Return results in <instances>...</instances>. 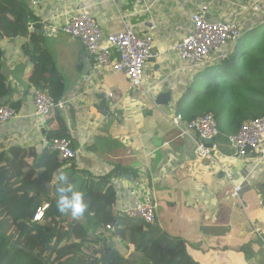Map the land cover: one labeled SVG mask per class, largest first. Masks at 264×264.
Listing matches in <instances>:
<instances>
[{"label": "crops", "instance_id": "1", "mask_svg": "<svg viewBox=\"0 0 264 264\" xmlns=\"http://www.w3.org/2000/svg\"><path fill=\"white\" fill-rule=\"evenodd\" d=\"M24 1L37 20L30 23L31 31L38 28L41 45L64 79L63 99H71L73 104L67 110H55L48 118L37 117L35 88L28 82V58L22 52L30 38H4L0 43L3 72L12 86L8 100L18 116L0 126V152L21 147L28 164L34 165L52 153L50 135L64 127L79 155L66 164L57 160L62 170L75 168L78 184L89 176L116 173L111 184L120 212L143 199L141 180L147 179L158 205L157 225L171 238L184 240L198 264H264V161L254 154L248 160L230 159L226 141H221L225 158L220 163L233 165L234 184L242 183L245 174L254 170L240 200H233V184L221 168L210 160H197L192 138L180 137L169 119L177 96L198 74L177 72L180 62L169 52L186 37L197 4L211 5V21L238 16L243 33L263 22L264 0H40L37 6L32 0ZM84 4L95 5L93 17L105 36L126 28L144 34L157 26L152 32L153 50L159 57L154 61L156 72L150 76L155 81L146 77L147 86L157 85V96L171 92V105L158 106L156 99L140 90L132 93L123 74L94 78L93 58L82 44L61 30L50 29L62 26L68 14ZM43 171L35 170L36 174ZM71 220L74 218L68 215ZM112 241L126 259L136 251L115 236Z\"/></svg>", "mask_w": 264, "mask_h": 264}, {"label": "trees", "instance_id": "2", "mask_svg": "<svg viewBox=\"0 0 264 264\" xmlns=\"http://www.w3.org/2000/svg\"><path fill=\"white\" fill-rule=\"evenodd\" d=\"M33 21L37 20L24 0H0V43L4 38H30L22 47L28 58V82L35 89H48L58 101L65 96V82L41 45L38 28L31 31ZM233 46L225 58L198 72L172 105L186 122L212 115L226 136L236 135L244 123L264 118V20L244 31ZM2 57L0 46V107L14 108L8 100L12 86L3 72ZM50 136L69 139L64 127ZM36 169L44 171L36 174ZM61 172L85 194L88 208L81 219L68 221V215L57 210L56 177ZM115 175L89 176L78 184L75 168L62 170L54 153L29 165L23 148L1 151L0 264H132L113 244L114 236L153 264H198L184 240L115 208L111 184ZM45 207L41 221H36ZM11 242L24 250L11 248Z\"/></svg>", "mask_w": 264, "mask_h": 264}, {"label": "built area", "instance_id": "3", "mask_svg": "<svg viewBox=\"0 0 264 264\" xmlns=\"http://www.w3.org/2000/svg\"><path fill=\"white\" fill-rule=\"evenodd\" d=\"M30 3L37 6L40 0H32ZM94 7V4L79 6L72 10L73 14H68L62 26H50V29L61 30L82 44L93 58L92 75L94 78L103 80L105 76L123 74L129 80L131 91L141 89L144 94L155 100L156 92L160 91L157 85L147 86L145 72L147 64L159 57V54L153 50L152 32L157 30V26L152 25L149 32L144 34H138L126 28L121 33L105 36L101 26L93 17ZM210 10V4L198 3L196 11L191 14L190 29L186 37L169 48L171 55L175 56L181 65L177 72L195 71L198 73L203 71L209 65L225 58L226 47L234 44L241 37L243 22L238 16L222 21H211ZM109 97L114 98V94L109 93ZM173 100L172 98V102ZM72 104L71 99L56 101L48 89H35L33 93L35 114L39 118H48L55 110H67ZM171 112L169 119L178 135L192 138L196 159L210 160L211 163L218 165L224 177L233 184L231 199L240 200L244 187L250 184L254 170L245 174L242 183L234 184L233 165L220 163V160L225 158L221 155V141H226L225 146L230 151L227 157L230 159L248 160L249 155L254 154L260 157L261 162L264 161V118L244 123L236 135L226 136L219 131L217 121L210 114L186 122L174 109ZM17 116L16 109L9 105L1 106L0 126L10 123ZM207 141L210 142L207 143ZM50 151L56 154L63 164L74 161L79 155V150L75 149L71 140L66 138H53ZM166 174L164 170L163 175ZM141 188L143 199L125 206L120 213L129 218L141 220L146 225L155 226L157 225L158 205L150 191L147 179L141 180ZM46 208L38 212L36 221H41ZM106 230L111 232L112 227L107 226Z\"/></svg>", "mask_w": 264, "mask_h": 264}, {"label": "clouds", "instance_id": "4", "mask_svg": "<svg viewBox=\"0 0 264 264\" xmlns=\"http://www.w3.org/2000/svg\"><path fill=\"white\" fill-rule=\"evenodd\" d=\"M56 179L58 180L56 199L58 212L70 215L74 219L82 217L88 208L85 194L75 188L67 174L61 172Z\"/></svg>", "mask_w": 264, "mask_h": 264}, {"label": "water", "instance_id": "5", "mask_svg": "<svg viewBox=\"0 0 264 264\" xmlns=\"http://www.w3.org/2000/svg\"><path fill=\"white\" fill-rule=\"evenodd\" d=\"M172 102V94L171 92L161 93L156 98V105L158 106H168ZM103 110V107L100 108ZM210 141H207L209 143ZM130 178V177H127ZM11 248L16 250H24L23 247L15 245V242H11ZM130 262L138 263V264H153L151 260H149L146 256H144L141 252L131 251L130 255L127 257Z\"/></svg>", "mask_w": 264, "mask_h": 264}, {"label": "rangeland", "instance_id": "6", "mask_svg": "<svg viewBox=\"0 0 264 264\" xmlns=\"http://www.w3.org/2000/svg\"><path fill=\"white\" fill-rule=\"evenodd\" d=\"M244 31H245V29H244ZM233 44H230L228 47H226V49L224 50V52L227 54V53H229L232 49H233ZM156 60L157 59H155V60H151L148 64H147V71H146V77L147 78H149V79H151L150 78V76H151V74H155V72H156V67H155V63H154V61L156 62ZM210 66V65H209ZM186 73H188V72H186ZM186 73H184V74H186ZM147 81H149V80H147ZM155 81V79L154 80H152L151 79V82H154ZM136 90H140V91H142L141 89H133L131 92L132 93H134ZM171 105V104H170Z\"/></svg>", "mask_w": 264, "mask_h": 264}]
</instances>
